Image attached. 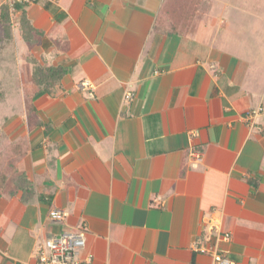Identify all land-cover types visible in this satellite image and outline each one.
<instances>
[{"label":"crops","instance_id":"crops-1","mask_svg":"<svg viewBox=\"0 0 264 264\" xmlns=\"http://www.w3.org/2000/svg\"><path fill=\"white\" fill-rule=\"evenodd\" d=\"M163 2L39 0L13 17L0 0V152L27 142L6 157L18 172L0 191V264L83 224L93 264H212L197 250L212 213L232 235L222 252L264 264V0H213L187 35L157 26ZM35 62L69 69L55 95L34 98ZM260 106L252 127L243 114ZM20 173L36 189L27 202Z\"/></svg>","mask_w":264,"mask_h":264},{"label":"built area","instance_id":"built-area-1","mask_svg":"<svg viewBox=\"0 0 264 264\" xmlns=\"http://www.w3.org/2000/svg\"><path fill=\"white\" fill-rule=\"evenodd\" d=\"M39 0H6V5L13 17L17 16L19 6H29ZM214 67V65H212ZM78 87L85 92L89 98L95 97L96 85L90 79H84ZM136 92L132 87H127L124 93V102L131 103L135 100ZM262 106L247 110L243 114L244 120L252 127L257 125L256 119L262 113ZM191 157L199 162L202 160V153L196 150L190 152ZM68 213L59 208H51L49 217L54 222H62ZM208 234L205 243L197 245V250L212 256V264H237L220 249L221 241H229L232 237L222 227L220 216L210 214L204 222ZM87 246V226H79L75 230H62L42 241H39L33 253V261L22 262V264H93L92 254L83 256V250Z\"/></svg>","mask_w":264,"mask_h":264},{"label":"trees","instance_id":"trees-1","mask_svg":"<svg viewBox=\"0 0 264 264\" xmlns=\"http://www.w3.org/2000/svg\"><path fill=\"white\" fill-rule=\"evenodd\" d=\"M212 5L213 0H164L157 16V26L161 28L166 27L167 30L177 32L181 35H187L197 16L208 13ZM20 21L24 39L29 44H34L37 41L35 34L39 32L31 25L24 11L21 14ZM0 23L6 29L11 28L9 11L6 6L2 10ZM68 72L69 69L64 65L55 66L35 62L31 77L38 91L34 98L45 93L55 95L57 87L61 85L63 77ZM26 144L27 142L21 138L7 144L0 152V191L11 178L12 172H18L14 168H11L10 164L6 165V157L14 151H18L19 148L20 151L17 153H24ZM249 181L254 187L257 186L256 180L250 179ZM15 182H17V188L22 190L21 199L23 202H27L33 198L36 189L24 173L18 174L15 177Z\"/></svg>","mask_w":264,"mask_h":264},{"label":"rangeland","instance_id":"rangeland-1","mask_svg":"<svg viewBox=\"0 0 264 264\" xmlns=\"http://www.w3.org/2000/svg\"><path fill=\"white\" fill-rule=\"evenodd\" d=\"M251 5H253V4H251ZM222 7V4L221 3H218L217 4V9L218 10H220V8ZM236 11H231V13H235ZM32 46H33V44H32ZM31 59H33V54H31V57H30ZM25 73H26V70H25ZM26 75V74H25Z\"/></svg>","mask_w":264,"mask_h":264}]
</instances>
